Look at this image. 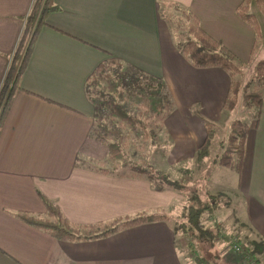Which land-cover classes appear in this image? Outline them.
<instances>
[{
  "label": "crops",
  "instance_id": "obj_1",
  "mask_svg": "<svg viewBox=\"0 0 264 264\" xmlns=\"http://www.w3.org/2000/svg\"><path fill=\"white\" fill-rule=\"evenodd\" d=\"M33 1L0 0V87ZM54 2L59 10L45 18L38 32L19 81L21 90L13 94L0 131V264H185L179 249L183 240L168 218L184 195L101 164L108 151L92 137L95 109L84 93L86 80L111 58L162 80L174 103L162 127L171 140L167 160L191 163L188 177L195 185L192 175L208 172L205 163L217 140L215 124L224 112L235 110L223 111L230 78L217 68L187 64L174 46L165 13L170 7L186 10L210 38L246 62L257 47V36L236 12L241 0ZM249 11L264 40L263 16L255 7ZM262 99L255 118L244 122L248 131L241 172L211 163L212 178L224 183L208 187L235 198L251 240L264 244V92ZM205 122L213 126L214 136L208 154L195 163L206 137ZM225 142L218 141L221 152ZM43 198L77 226L138 214L167 217L104 238L65 242L16 216H44ZM236 253L231 260L223 252L219 255L225 264H251L244 246ZM252 257L264 264V247Z\"/></svg>",
  "mask_w": 264,
  "mask_h": 264
},
{
  "label": "trees",
  "instance_id": "obj_2",
  "mask_svg": "<svg viewBox=\"0 0 264 264\" xmlns=\"http://www.w3.org/2000/svg\"><path fill=\"white\" fill-rule=\"evenodd\" d=\"M251 3L257 7V11L264 18V0H241L236 12L245 24H249L256 32L259 39V24L255 15L249 11ZM30 12L25 18L24 30L19 44H17L12 62L6 70V75L0 87V131L3 121L6 118L9 107H11L13 94L21 90L19 81L24 69L27 67L29 56L31 55L33 44L36 41L39 30L46 25L45 18L56 11L58 7L54 0H34L30 6ZM182 19L169 22L172 31L174 46L184 61L194 69L217 68L225 72L230 78V85L223 111H233L237 107L240 93V82L237 77L241 73V65L234 55L225 49L220 42L210 38L200 26L197 18L187 13L184 9H179ZM185 24V25H184ZM255 74L264 86V59L257 63ZM87 99L95 109L92 137L96 142L107 147V161L110 168L117 169L124 160L125 128L142 134L143 141H150L152 144L159 143L160 132L163 129L164 120L174 111V103L165 90L162 80L150 77L138 69L124 65L121 61L111 58L105 63L97 66L94 73L86 80ZM142 84L145 88H143ZM157 87L155 91L152 88ZM144 89V91H143ZM152 89V90H151ZM149 90V91H148ZM123 91H138L143 101V109H139L135 114H130L123 103ZM264 87L252 89L249 92L243 91L241 100L246 107L255 106L257 110L262 106ZM206 137L201 147L197 150L196 161H200L208 154V148L214 136L213 126L205 122ZM247 125L244 122L234 121L230 123L229 134L226 137L224 148L219 158L215 161L219 166L241 172L242 159L244 156V144L247 136ZM132 176L144 177L148 179L156 188H161V184L169 188L184 189L183 185L172 181L168 174L159 176V184H154L156 174L146 170L131 169ZM161 183V184H160ZM209 201H201V197L196 191H190L187 196V204L181 214L184 222L178 228L190 234V239L197 240L201 245L213 246L214 240L220 234L219 227H203V212H212L217 209L218 203L214 195L209 196ZM46 214L44 216L16 213L18 219L38 228L57 240L79 241L105 237L122 228L141 225L146 222H154L158 219H166L162 214H141L130 218L111 220L108 222H97L93 224L78 225L70 222L50 201L43 198ZM215 238V239H214ZM252 248L245 247L247 253L255 254L261 252L263 242L251 241ZM206 257V256H205ZM203 264V263H202ZM209 264V263H204Z\"/></svg>",
  "mask_w": 264,
  "mask_h": 264
},
{
  "label": "rangeland",
  "instance_id": "obj_3",
  "mask_svg": "<svg viewBox=\"0 0 264 264\" xmlns=\"http://www.w3.org/2000/svg\"><path fill=\"white\" fill-rule=\"evenodd\" d=\"M254 7L257 9L256 5L254 3H251L250 8L253 9ZM179 12L180 11L174 9V7H170L169 11H167L165 15L170 19L169 21L173 23L177 20L182 19V15ZM262 29L264 31V26H262ZM259 32L261 34L260 29ZM261 40L262 37H259V39L257 40V47L254 48V52L250 60L246 62L241 61L242 59L240 58L237 60L241 65V70L243 67L242 71L244 74V76L242 75L241 78H239V76L237 77L240 82V93L239 97L237 98V107L235 108L233 113L224 112L221 121L215 124V132L217 133V136H215V138H217V140L214 143L213 149H210L209 154L211 159L205 163V166L208 165L209 167L208 172L205 174H201L202 171L198 172L197 174L195 173L197 177L192 175L193 180L196 181L195 185H193V183L191 184L190 177H188V172L192 167L191 163L188 164V162H180L175 164V162L172 163V161L167 160V151L171 147V140H169L167 136L168 134L166 132H162L163 129L160 132V139L158 140L159 143L156 144H152L150 143V141H143L142 134H140L139 132L132 131L128 128L123 129V133L126 136L123 152L125 155L124 160L119 164L118 168L114 170L109 167L110 163L107 162L105 158L102 159L104 160L103 162L101 161V164L107 166L105 168L123 173L125 175L131 173V169L138 171L146 170L151 173L154 172L156 174V177L154 178V184L156 185L159 184V176L165 173L168 174V178H170L172 181H175L176 183L184 186V189L176 190V188H169V186L164 185V183H160L161 188L180 191L181 194L185 197V199L180 202L181 204L178 206V208L174 207L172 208V211L168 212V218H170L172 227L178 232L180 240H183L179 246V249L181 247L183 248H181L182 250L180 253L182 255V258L184 259L185 264H204L206 262L209 264H225L224 262L226 261V259L221 258V256L219 255L222 254V252L225 257H228L231 260L234 259V257H237L236 251L233 250L235 245H238L240 247L244 246V248H252L250 242L252 241L251 239L253 238V236L250 234L248 228L242 224V218L238 213L237 201L235 200V198L230 193L225 194L222 190H217L216 188L211 192V189L208 187V185L213 183H224V180L221 178L214 181L211 176L212 173L210 174L209 172H211V163L214 164V162L216 161V158L214 157H219L222 153L218 141L226 140L225 137L229 132L228 123L234 121L245 122L247 120L250 121L251 119L255 118V111L257 110L256 107H246L244 101L241 100V98L243 91L249 92L252 89H258L259 87L262 89L264 87L262 86V80L260 81V79L255 74V67L257 63L264 59V40ZM142 86L143 88H145L143 84ZM152 89L153 91H155L157 87H154ZM122 95V104L126 107V110L130 114H135L139 109H143V101L141 100L140 93L138 91H123ZM101 146L102 149L106 151L107 147H105L103 144H101ZM197 162L199 161H196L195 163ZM193 168L195 169V167ZM199 174H201V177L199 176ZM190 191H196L197 194L201 197L202 202L209 201V196L211 195H214V197L216 198V201L218 203L217 209L212 212H203L201 218L203 227H219L220 234L216 239L214 238L215 240L213 242V246H210L208 244L201 245L194 238L190 239V234L185 232L181 228H178L177 226L181 222H184L181 214L187 204L186 200ZM226 252L229 253L224 254ZM215 255H219L220 258L217 259ZM243 255L244 252L242 256ZM248 258L249 263L258 264V262H255L256 258L252 257L251 254H249ZM222 260L224 261L222 262Z\"/></svg>",
  "mask_w": 264,
  "mask_h": 264
},
{
  "label": "built area",
  "instance_id": "obj_4",
  "mask_svg": "<svg viewBox=\"0 0 264 264\" xmlns=\"http://www.w3.org/2000/svg\"><path fill=\"white\" fill-rule=\"evenodd\" d=\"M240 248H241L240 246L235 245L234 248H233V250L236 251V252H239Z\"/></svg>",
  "mask_w": 264,
  "mask_h": 264
}]
</instances>
